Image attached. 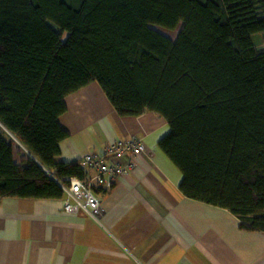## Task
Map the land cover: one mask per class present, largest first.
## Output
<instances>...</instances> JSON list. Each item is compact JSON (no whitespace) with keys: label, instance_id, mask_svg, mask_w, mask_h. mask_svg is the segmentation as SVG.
<instances>
[{"label":"trees","instance_id":"obj_1","mask_svg":"<svg viewBox=\"0 0 264 264\" xmlns=\"http://www.w3.org/2000/svg\"><path fill=\"white\" fill-rule=\"evenodd\" d=\"M263 45L264 0H0V199H63L58 181L86 178L57 163L59 120L98 83L121 116L167 120L185 197L264 233Z\"/></svg>","mask_w":264,"mask_h":264},{"label":"crops","instance_id":"obj_2","mask_svg":"<svg viewBox=\"0 0 264 264\" xmlns=\"http://www.w3.org/2000/svg\"><path fill=\"white\" fill-rule=\"evenodd\" d=\"M66 104L59 121L69 137L57 163L119 140L139 139L146 150L131 175L96 190L101 223L65 212V197L0 199V264H264V233L243 231L231 212L182 194L183 174L159 147L170 131L164 117L121 116L98 83Z\"/></svg>","mask_w":264,"mask_h":264},{"label":"built area","instance_id":"obj_3","mask_svg":"<svg viewBox=\"0 0 264 264\" xmlns=\"http://www.w3.org/2000/svg\"><path fill=\"white\" fill-rule=\"evenodd\" d=\"M145 150V144L139 139L119 140L108 145L102 153H90L80 159L81 167L87 172L86 178L72 179L68 186L58 181L65 191V212L83 211L101 223L105 212L98 190L109 191L120 178L131 175Z\"/></svg>","mask_w":264,"mask_h":264},{"label":"rangeland","instance_id":"obj_4","mask_svg":"<svg viewBox=\"0 0 264 264\" xmlns=\"http://www.w3.org/2000/svg\"><path fill=\"white\" fill-rule=\"evenodd\" d=\"M153 28L155 30H157L158 32H160L162 35L170 38L171 40H173L174 42L177 40L179 33H180V29H176V30H168L166 28L163 27H159V26H153ZM261 37V36H260ZM256 39V38H255ZM255 41V40H254ZM264 46V45H263ZM261 101H262V105L264 107V95L261 96ZM20 147L28 154V152L24 149V147L22 145H20ZM17 159H20L19 156L17 157Z\"/></svg>","mask_w":264,"mask_h":264},{"label":"water","instance_id":"obj_5","mask_svg":"<svg viewBox=\"0 0 264 264\" xmlns=\"http://www.w3.org/2000/svg\"><path fill=\"white\" fill-rule=\"evenodd\" d=\"M24 149H25V148H24ZM25 150L28 152V154H29V155H30L35 161H37L38 163H40L34 155H32L27 149H25Z\"/></svg>","mask_w":264,"mask_h":264}]
</instances>
